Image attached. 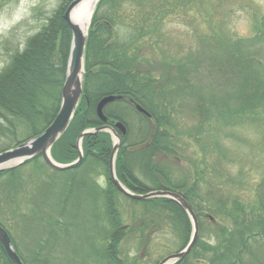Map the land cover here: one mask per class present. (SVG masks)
I'll use <instances>...</instances> for the list:
<instances>
[{
  "label": "trees",
  "instance_id": "obj_1",
  "mask_svg": "<svg viewBox=\"0 0 264 264\" xmlns=\"http://www.w3.org/2000/svg\"><path fill=\"white\" fill-rule=\"evenodd\" d=\"M57 1L52 16L0 71V153L42 134L59 112L72 42L63 16L74 0ZM146 1L154 0H102L98 4L86 48L83 95L69 128L53 146L51 157L58 164H72L79 158L77 142L82 133L121 122L127 135L122 137L115 167L118 179L129 191L139 195L171 191L190 204L199 224L206 211L220 218L213 242L197 241L191 253L176 264H256L257 248L264 245V179L252 206L237 197H218L212 209L194 205L210 201L200 195L202 171L196 173V181L190 185L172 182L168 176L161 181L155 176L162 168L153 165L154 158L176 155L173 147L179 134L174 130L166 100L170 91L172 96L179 94L181 84L174 82L178 80L173 74L167 73L166 77L153 65L143 68L136 55V44L143 34L135 30L132 14L134 4L145 7ZM260 22L255 26L259 37L250 43L251 47L249 41L237 40L224 51L227 59L223 56L224 68L236 80L244 115L252 114L264 102L263 75L253 69L256 56L264 52V17ZM118 28L126 31L123 37ZM168 86L170 89H166ZM107 96L120 100L105 108L107 122L103 123L97 116V105ZM202 99L198 111L204 116ZM134 104L150 116L139 113ZM129 113L144 121L137 137L132 133ZM113 147L112 135L98 132L83 138V162L76 169L53 171L38 156L0 172V226L9 234L24 264H52L57 246L66 250L65 264H134L124 256L122 243L127 236L138 234L141 244L149 246L156 222L165 213L184 237L183 245L188 244L191 223L178 204L164 198L134 201L117 190L110 177ZM136 166L148 176L152 187L136 177ZM98 177L105 180L104 186H99ZM119 197L140 206L142 217L133 210L131 223L126 224ZM151 209L152 218L148 216ZM23 240L30 244L29 249L24 247L28 256L20 246ZM0 264H12L1 245Z\"/></svg>",
  "mask_w": 264,
  "mask_h": 264
},
{
  "label": "rangeland",
  "instance_id": "obj_2",
  "mask_svg": "<svg viewBox=\"0 0 264 264\" xmlns=\"http://www.w3.org/2000/svg\"><path fill=\"white\" fill-rule=\"evenodd\" d=\"M144 4H134L132 14L135 30L143 34L136 44L139 62L145 69L153 65L166 77L167 73L173 74L178 80L174 82L181 84L179 94L172 96L170 91L166 100L174 130L179 134L173 147L176 155L155 157L153 165L162 168L155 176L161 181L168 176L172 182L190 185L196 181V173L202 171L200 195L210 201L194 205L214 209L218 197H237L252 206L264 179V102L250 115L241 112L236 80L224 68L223 56L225 59L224 51L235 41H249L246 43L251 47L250 43L259 37L255 26L264 17V0H154ZM58 5L57 0H0V71L12 55L24 49L26 39L40 30ZM117 31L122 37L126 32L122 28ZM261 45L264 50V43ZM254 62L257 64L253 69L263 75V82L264 52ZM201 98L204 116L198 111ZM127 117L137 137L144 121L136 114ZM134 173L152 187L138 166ZM96 180L99 186L105 185L104 179ZM119 203L126 224L131 223L133 210L142 217L140 206H132L122 197ZM150 211L148 216L152 218ZM202 219L197 241L213 242L220 218L206 211ZM156 223L149 246L141 244L138 234L127 236L122 243L124 256L134 264H159L188 245H183L184 237L168 214ZM191 236L192 229L188 241ZM24 242L20 241L22 249H29V242H25L28 247ZM65 251L57 246L52 264H65ZM23 253L28 256L27 249ZM256 255L254 263L264 264V245L257 248Z\"/></svg>",
  "mask_w": 264,
  "mask_h": 264
},
{
  "label": "water",
  "instance_id": "obj_3",
  "mask_svg": "<svg viewBox=\"0 0 264 264\" xmlns=\"http://www.w3.org/2000/svg\"><path fill=\"white\" fill-rule=\"evenodd\" d=\"M86 0H74L66 12L64 13V21L66 22L72 35L70 56L67 65V72L65 82L61 92V106L59 112L50 124V126L39 136L28 140L17 147L0 153V172L5 170L14 169L24 165L28 161L41 156L46 165L56 172H63L78 168L83 162V154L81 149V143L85 136L92 135L98 132L110 133L113 137L114 147L110 158V177L117 190L134 201H147L154 198H164L174 201L178 204L188 215V218L192 225V236L184 250L176 254L170 255L164 258L159 264H176L186 258L194 248L199 237V223L194 211L190 208L187 201L179 194L171 191H153L144 195H139L129 191L118 179L116 175V157L120 150L122 137L127 135V129L124 124L117 122L114 127L104 125L101 128L95 130H87L82 133L77 142V149L79 158L76 162L68 165H62L56 163L51 157V150L57 141L65 134L69 125L75 115V112L79 106L83 95L84 87V75H85V55L89 37V30L92 22L94 12L98 4L102 0H95L96 7L91 15L90 22L83 33L79 26L72 21L73 11L79 7ZM120 97L107 96L103 98L97 105V116L103 122H107V118L104 115L105 108L117 101ZM139 113L149 117V113L146 112L139 105L136 106ZM119 131V132H117ZM0 245L4 248L8 258L12 264H24L18 253L15 250L14 244L6 232V230L0 226Z\"/></svg>",
  "mask_w": 264,
  "mask_h": 264
},
{
  "label": "bare ground",
  "instance_id": "obj_4",
  "mask_svg": "<svg viewBox=\"0 0 264 264\" xmlns=\"http://www.w3.org/2000/svg\"><path fill=\"white\" fill-rule=\"evenodd\" d=\"M96 7L95 0H86L72 13V21L85 33L90 22L91 15Z\"/></svg>",
  "mask_w": 264,
  "mask_h": 264
},
{
  "label": "flooded vegetation",
  "instance_id": "obj_5",
  "mask_svg": "<svg viewBox=\"0 0 264 264\" xmlns=\"http://www.w3.org/2000/svg\"><path fill=\"white\" fill-rule=\"evenodd\" d=\"M134 106H135V104H134ZM136 107V106H135ZM189 206H190V204H189ZM190 208H191V206H190ZM192 209V208H191ZM195 213V212H194ZM196 217H197V215H196ZM197 219H198V217H197ZM198 221H199V219H198Z\"/></svg>",
  "mask_w": 264,
  "mask_h": 264
}]
</instances>
